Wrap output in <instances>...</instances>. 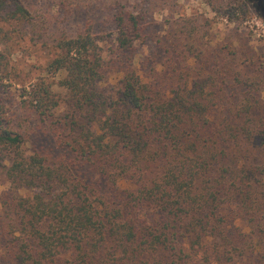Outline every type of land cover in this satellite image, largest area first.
Wrapping results in <instances>:
<instances>
[{
	"label": "trees",
	"instance_id": "trees-1",
	"mask_svg": "<svg viewBox=\"0 0 264 264\" xmlns=\"http://www.w3.org/2000/svg\"><path fill=\"white\" fill-rule=\"evenodd\" d=\"M109 1L112 30L88 23L55 42L28 92L26 120L48 146L28 148L0 79V161L15 189L9 261L264 264L260 80L229 46L200 57L187 28L157 42L164 75L139 73L147 17L130 0ZM206 1L231 21L251 14V0ZM0 13L30 19L24 0H0ZM194 55L200 68L190 70L183 62ZM112 73L121 76L108 89Z\"/></svg>",
	"mask_w": 264,
	"mask_h": 264
},
{
	"label": "rangeland",
	"instance_id": "rangeland-1",
	"mask_svg": "<svg viewBox=\"0 0 264 264\" xmlns=\"http://www.w3.org/2000/svg\"><path fill=\"white\" fill-rule=\"evenodd\" d=\"M127 1V0H126ZM124 0V2H126ZM251 14L246 22H237L218 11L219 4L212 7L206 0H130L128 8L147 17L149 39L147 43L138 41L134 62L137 71L148 74L150 69L164 75L166 70L163 44L157 43L170 33L182 35L179 30L187 28L188 41L193 38L192 49L201 55L207 50L229 46L235 50L240 60L247 63V71L260 80L264 87V0H251ZM30 13L29 21H7L0 13V79L7 85L8 100L5 114L13 123L21 120L22 131L29 137L28 148L32 149L36 140L48 146L43 131L28 124L25 103L31 85L44 73L47 60L53 55L55 42L66 37H75L88 23H93L96 32L112 30L108 21L109 0H24ZM179 39V38H178ZM200 52H203L200 54ZM183 64L190 70H197L200 64L194 60ZM183 58H181L182 60ZM211 66H207L206 70ZM121 75L112 73L106 81L108 89L117 84ZM262 82V83H261ZM57 91H61L58 87ZM263 94V95H262ZM0 94V98H1ZM264 100V91L258 102ZM16 130H19L15 128ZM21 131V132H22ZM9 166L8 161H4ZM14 187L6 178L0 161V264H11L7 252L13 236L10 232L12 215L7 205L8 196H13Z\"/></svg>",
	"mask_w": 264,
	"mask_h": 264
}]
</instances>
